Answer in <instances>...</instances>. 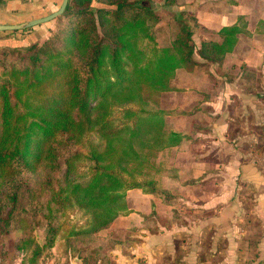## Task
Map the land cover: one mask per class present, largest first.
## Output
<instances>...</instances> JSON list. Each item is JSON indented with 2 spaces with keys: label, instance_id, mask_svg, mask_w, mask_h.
<instances>
[{
  "label": "trees",
  "instance_id": "obj_1",
  "mask_svg": "<svg viewBox=\"0 0 264 264\" xmlns=\"http://www.w3.org/2000/svg\"><path fill=\"white\" fill-rule=\"evenodd\" d=\"M89 2L75 13V23L41 44L18 38L0 42V227L22 208L29 190L25 176L38 168L51 172L65 165L61 181L49 188L43 206L48 226L45 243L34 245L28 264H37L43 248L52 246L59 229L54 221L68 207L89 213L88 235L77 236L76 250L83 262L92 259V264H99L104 251L117 241L95 234L130 212L125 202L128 190L138 188L161 200L170 199L169 191L155 179L125 176H134L143 163L149 164L151 151L176 146L188 136L166 129L167 115H189L197 107L151 108L149 95L174 90L170 80L177 69L192 71L207 62L221 63L237 36L249 34L245 17L238 16L234 24L219 28L218 41L200 43L197 54L202 61H198L194 29L184 24L183 16L191 18L193 27L196 20L178 9L177 0L163 3L177 12L179 22L168 46L157 44L153 10L139 0H100L95 8ZM242 75L251 81L255 72L244 69ZM244 90L254 88L247 85ZM114 107L122 108L125 121L120 126H110L107 119ZM93 129L104 145H89L84 155L77 146ZM81 157L89 161L88 176H76L75 162ZM93 240L99 244H92ZM20 242L19 248L27 249L33 241L25 237Z\"/></svg>",
  "mask_w": 264,
  "mask_h": 264
},
{
  "label": "crops",
  "instance_id": "obj_2",
  "mask_svg": "<svg viewBox=\"0 0 264 264\" xmlns=\"http://www.w3.org/2000/svg\"><path fill=\"white\" fill-rule=\"evenodd\" d=\"M55 1L47 0L43 7L36 0L30 6L1 0L0 24L43 17L56 10ZM183 2L192 8L196 20L192 41L198 61H202L197 54L200 43L218 41L219 28L234 24L238 16L245 17L249 34H239L233 50L219 64L207 62L191 72L177 69L170 81L175 89L162 92L161 98L181 99L176 105L196 100L189 109H162L197 107L189 115L165 117L166 127L172 125L168 130L188 135L180 144L164 149L179 154L173 167L186 169L169 178L168 189L178 207L175 212L168 204V212L160 198L140 189L128 190L130 212L117 216L109 226L124 232L119 238L126 240L117 245L115 261L210 264L217 257V264H258L264 259V0ZM244 69L254 71V79L247 81ZM183 71L186 80L176 81ZM247 85L254 90L245 91ZM131 192L136 195L130 199ZM153 211L156 214L148 218ZM251 217L257 223L250 222Z\"/></svg>",
  "mask_w": 264,
  "mask_h": 264
},
{
  "label": "rangeland",
  "instance_id": "obj_3",
  "mask_svg": "<svg viewBox=\"0 0 264 264\" xmlns=\"http://www.w3.org/2000/svg\"><path fill=\"white\" fill-rule=\"evenodd\" d=\"M100 0H93V4L91 7H94L96 3ZM143 4L147 5L149 8H152L153 15L155 19L152 24V31L155 34L156 42L159 46H168L170 42L176 35L179 30V22L175 17L177 12L173 14V8L164 6V0H139ZM184 0H177V7L181 11H185L188 14H192V8L187 7ZM61 0H56L55 4L58 6ZM85 2L81 0H70L68 8L64 11L63 14L57 16L47 23H42L36 26H33L28 29H24L23 32L20 30L13 31H4L2 36L10 37L18 35L21 37L26 33L35 34L34 41L35 43L41 44L45 40L52 37L58 29H67L70 27V23H75L73 20H76L75 13L85 6ZM90 7V8H91ZM95 8V7H94ZM53 9H56L55 6ZM54 11V10H53ZM56 11V10H55ZM50 13V12H49ZM48 13V14H49ZM28 15V13H25ZM157 17V18H156ZM97 20V19H96ZM184 24L190 28L193 27V22L189 16H183ZM16 37V36H15ZM16 37V38H18ZM19 51V50H18ZM24 50L20 49V53H23ZM204 66V65H203ZM203 68L202 66H200ZM182 71V70H180ZM191 72V71H185ZM176 73V72H175ZM184 71L178 75L176 81L186 80L188 76H184L187 74H183ZM175 76V75H174ZM58 79L54 80L52 83L57 82ZM171 81V80H170ZM179 83V82H177ZM176 83V84H177ZM162 94V93H161ZM161 94L152 93L149 95V107L151 108H161V107H177V108H190L195 103L196 100H188L187 104H179L176 105L181 99H171L170 96H163L161 98ZM162 109V108H161ZM110 114L108 116V121L110 122V126H120L121 122L125 121L122 118V108L114 107L110 110ZM175 115V114H174ZM187 118V116H182ZM129 124H133V119L129 120ZM171 123L165 125V128L171 129ZM90 146L102 147L104 145V140L99 139V131L95 129L91 130L84 143L77 146V149L83 153L84 155L87 153L88 148ZM69 149V148H68ZM67 149V150H68ZM66 150V151H67ZM179 157L178 153H172L169 150H159V151H151V155H149L148 163H143V165L139 168V173H134V176H125L127 179H131V177L140 179H155L159 186L165 188L169 191L171 197L166 200H162L163 203L169 204L171 210L177 209V205H174L175 195L171 193L168 187L170 185L169 178L177 177L179 174H182L185 168H175L173 167L174 160ZM182 158L180 157L179 160ZM215 156L211 157V160H214ZM181 162V161H180ZM186 162V159L183 160ZM76 163V176L85 175L88 176V165L89 161L85 158H79ZM175 164V163H174ZM65 165L61 163L60 167L55 169L54 171L48 172L42 168L36 169L34 172H30L26 177L28 182L29 190L25 192L23 198L22 208H19L13 215V217L9 220L7 224H2L0 227V264H28L26 259L33 249L35 244H38L42 247L45 243V237L47 236V221L43 216L45 212L44 205L49 198V188H55L58 183L61 181L64 175ZM180 170V172H179ZM186 170V169H185ZM184 177H187L186 175ZM170 183V184H169ZM178 185V184H176ZM204 187V186H203ZM138 189V188H134ZM131 190V189H130ZM139 190V189H138ZM178 191V189H176ZM183 193L185 189L181 188ZM127 193V192H126ZM138 193V192H137ZM136 192L130 193L131 197H134ZM182 201V200H181ZM126 202V199H125ZM164 206V209L168 212L170 211L169 205ZM172 205V206H171ZM126 207L127 202H126ZM181 211L187 212V208L180 209ZM156 213L153 211L148 218H152ZM167 215V214H166ZM168 216V215H167ZM6 217V215H5ZM165 221V220H164ZM90 222V215L87 211L78 209L77 207H68L62 214H58L57 219L54 221V224H58L59 229L57 234L54 236L52 246L44 247L41 255L37 259V264H92V259L88 263L82 261L79 258V255L76 250V240L77 236L86 237L88 233L85 231L88 228V224ZM250 222L257 223L256 220L251 217ZM130 233V232H129ZM128 233V234H129ZM95 235L102 237H109L117 241L112 249H104L105 258H103L99 264H117L115 261V249L120 242H125L120 240L119 235H124V232H117L115 230L109 229V227L105 229H101L97 231ZM29 237L33 242L28 245L27 249H21L19 246L21 245L20 240ZM96 240V239H95ZM99 240V239H98ZM100 241V240H99ZM92 244L98 245L97 241H92ZM217 257L212 259V263L217 264ZM171 264V263H168Z\"/></svg>",
  "mask_w": 264,
  "mask_h": 264
},
{
  "label": "water",
  "instance_id": "obj_4",
  "mask_svg": "<svg viewBox=\"0 0 264 264\" xmlns=\"http://www.w3.org/2000/svg\"><path fill=\"white\" fill-rule=\"evenodd\" d=\"M68 0H62L58 9L48 15H45L43 17H38L35 19H31L28 21H24L21 23L16 24H0V31H16V30H24L31 28L33 26L47 23L51 21L52 19L56 18L57 16H60L64 13L66 6H67Z\"/></svg>",
  "mask_w": 264,
  "mask_h": 264
},
{
  "label": "flooded vegetation",
  "instance_id": "obj_5",
  "mask_svg": "<svg viewBox=\"0 0 264 264\" xmlns=\"http://www.w3.org/2000/svg\"><path fill=\"white\" fill-rule=\"evenodd\" d=\"M21 3H23V4H26V5H28V6H30L31 4H33L32 3V0H19ZM37 1V3L39 2V4H41L43 7H45L46 6V3H47V0H36ZM62 1V0H61ZM69 1L70 0H68V3H67V6H66V9L68 8V6H69ZM82 2H85L86 3V0H81ZM0 2H1V0H0ZM56 2V1H55ZM7 2H5V4H6ZM61 3V2H60ZM94 2H93V0H90V2L88 3V5H90V6H92V4H93ZM55 4V3H54ZM60 5V4H59ZM59 5L57 6V8H56V10L58 9V7H59ZM65 9V10H66ZM54 12V11H53ZM52 13V12H51ZM50 14V13H49ZM48 15V14H47ZM24 30H20V32H23ZM13 32H17V31H13ZM16 37H18V35H15ZM15 36H10V37H4L3 36V39H0V42L2 43V42H4V40L6 39V38H16ZM34 37H35V34H33V33H26L25 35H22L21 37H18V39H21V40H24V39H26L27 41H29V40H32V39H34Z\"/></svg>",
  "mask_w": 264,
  "mask_h": 264
}]
</instances>
